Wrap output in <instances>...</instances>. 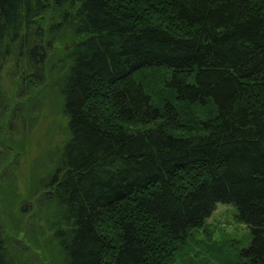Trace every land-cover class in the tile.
Returning a JSON list of instances; mask_svg holds the SVG:
<instances>
[{
    "label": "trees",
    "instance_id": "1",
    "mask_svg": "<svg viewBox=\"0 0 264 264\" xmlns=\"http://www.w3.org/2000/svg\"><path fill=\"white\" fill-rule=\"evenodd\" d=\"M66 39L49 66L69 136L41 180L63 264H173L218 203L252 232L237 264H264V0H0L20 89Z\"/></svg>",
    "mask_w": 264,
    "mask_h": 264
},
{
    "label": "rangeland",
    "instance_id": "2",
    "mask_svg": "<svg viewBox=\"0 0 264 264\" xmlns=\"http://www.w3.org/2000/svg\"><path fill=\"white\" fill-rule=\"evenodd\" d=\"M73 41H58L44 79L20 89L5 70L0 93V226L16 264H63L49 222L56 209L42 199V178L54 169L68 139L67 119L56 86L57 67L50 68ZM23 108L27 129L22 137L9 131L12 110ZM237 206L218 203L202 227L191 232L173 264H237L252 239L239 220Z\"/></svg>",
    "mask_w": 264,
    "mask_h": 264
}]
</instances>
